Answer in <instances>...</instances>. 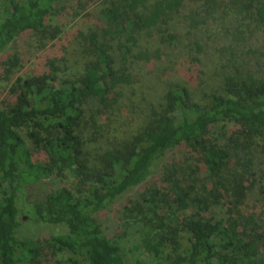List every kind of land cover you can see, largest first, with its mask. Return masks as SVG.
Here are the masks:
<instances>
[{"label": "trees", "instance_id": "trees-1", "mask_svg": "<svg viewBox=\"0 0 264 264\" xmlns=\"http://www.w3.org/2000/svg\"><path fill=\"white\" fill-rule=\"evenodd\" d=\"M60 1L0 0V53L24 37L30 57L57 46L64 29L52 20ZM78 1L81 12L88 3ZM92 1L102 6L94 26L75 32L84 57L75 72H57L65 53L19 76L23 53L0 57L11 83L0 103V264H47V250L57 264L60 253L69 264H264V210H244L251 189L264 201V161L254 152H264V68L223 72L203 96L197 73L181 68L138 129L105 137L97 120L130 99L134 62L150 63L161 52L153 53L155 37L177 42L170 33L177 14L190 31L220 21L242 43L264 29V0ZM185 47L192 48L186 61L200 63L204 45L193 39ZM68 174L73 183L55 185ZM153 174L160 182L129 200L124 225L101 219ZM23 217L52 232L19 236Z\"/></svg>", "mask_w": 264, "mask_h": 264}, {"label": "rangeland", "instance_id": "rangeland-1", "mask_svg": "<svg viewBox=\"0 0 264 264\" xmlns=\"http://www.w3.org/2000/svg\"><path fill=\"white\" fill-rule=\"evenodd\" d=\"M78 0H61L60 7L62 12L55 17L52 22L56 25H60L64 32L55 40L57 46L50 47L40 51L36 56L30 57L28 49V38H16L12 41L11 45L6 48L5 51L0 53V57L7 60L15 50H20L23 53L24 67L16 75H24L38 72L40 68H48L45 64V59L48 56L59 57L63 53L67 54L69 59L67 61L58 60L59 74H69L79 69V63L84 61L83 55L78 51L77 42L75 40V32L79 29H87L90 26H94L97 20V15L101 1L93 2L92 0H82L86 5L84 10H81L82 6H78ZM78 11L80 13H78ZM231 31L234 27H230ZM192 30L189 27V20L184 18L181 14H177L170 25V33L178 35V40L173 45L167 43H160L159 37H155L153 42V53L155 48L161 50L159 54H155L150 63L134 62L132 68V74H134V82L126 86V93L130 99H124L116 105L114 113L111 117L103 115L99 118L98 124L103 126L102 134L105 137L107 131L112 132L113 135H121L128 131H134L142 126L151 111L152 106L159 107V101L162 97L163 91L167 88L168 83L175 79L176 72L178 70L187 69L191 67L199 76L197 80V89L202 94V90L210 91L209 89L216 88L220 83L223 72H232L237 68L248 71H259L264 68V29L255 32L254 36L246 42L239 43L234 40L232 35H227L224 28L220 24V21L212 20L204 25H199L196 30ZM27 38V39H26ZM198 39L201 44L204 45L205 53L200 55L202 59L200 63H188L186 59L189 57L188 52L192 48L185 49L189 40ZM233 48H229V46ZM67 49V53L64 52ZM78 60V61H77ZM80 60V61H79ZM229 67H226V64ZM199 81V82H198ZM11 83L4 77L3 67L0 64V103L2 99L8 94ZM203 96V94H202ZM94 102L86 105L87 110H92L91 106ZM110 125L118 126L117 131L107 130ZM88 130H85L87 132ZM92 145L88 144L87 149L93 150ZM256 159L260 162L264 161V152L262 150H255ZM178 153V151H175ZM181 155V154H180ZM182 162L185 165H197V160L184 161L180 156ZM169 158L167 162L172 161ZM202 163V162H201ZM198 162V165L203 167V164ZM166 164V162H165ZM62 177L56 179L55 185H65L73 183V178L70 174L68 177ZM154 182H160V177L157 174H153L146 183L137 188L135 191L119 196L116 201L109 205L108 210L103 211L100 214L101 219L105 223H110L114 228L118 225H124L121 220V213L129 204V200L136 196V193L143 190L145 187L151 185ZM41 188L49 189L48 186L40 184ZM36 191V190H35ZM43 190L36 191L35 196H39ZM33 192V191H32ZM249 195L244 206L245 211L262 212L264 210V201L261 198L258 190L251 189L248 191ZM34 194V192H33ZM31 199V198H30ZM28 217H23L22 226L19 229V236H29L37 239H43L47 233L52 232L50 230L42 229L43 226H39L33 223L27 224ZM118 231L121 232L122 228L118 227ZM126 240H129L127 238ZM47 256L43 257L44 263L57 264V257H51L49 250L46 251ZM60 262L58 264H69L66 261L65 254L60 253L58 255Z\"/></svg>", "mask_w": 264, "mask_h": 264}]
</instances>
